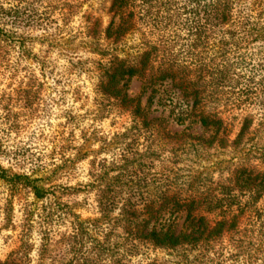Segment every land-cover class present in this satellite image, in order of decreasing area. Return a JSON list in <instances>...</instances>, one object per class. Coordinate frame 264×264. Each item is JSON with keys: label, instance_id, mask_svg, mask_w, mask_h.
Returning <instances> with one entry per match:
<instances>
[{"label": "trees", "instance_id": "trees-1", "mask_svg": "<svg viewBox=\"0 0 264 264\" xmlns=\"http://www.w3.org/2000/svg\"><path fill=\"white\" fill-rule=\"evenodd\" d=\"M13 1L22 2L0 4V35L15 40L11 30H21L19 46L30 56L28 42H49L53 34L48 21L33 15L35 1L48 0ZM107 14L99 31L96 22L85 27L92 53L104 58L101 38L117 44L135 35L137 43L126 57L110 55L99 64L98 94L131 117L128 129L106 145L144 144L149 162L161 150L167 158L208 148L229 155L214 162L217 179L200 186L174 185L162 174L133 178L144 166L142 153L136 164L133 155L91 159L85 185L59 189L65 196L92 195L93 217L85 219L75 204L60 203L37 185L39 179L0 166L6 185L48 202L41 206L34 264H131L144 246L181 252L173 264H208L225 246L239 253L243 241L264 242V0H109ZM132 78L140 82L136 97L128 95ZM157 103L167 118L150 116ZM168 118L182 129L170 134ZM80 151L70 160L85 159L88 152ZM16 253L0 264L30 263Z\"/></svg>", "mask_w": 264, "mask_h": 264}, {"label": "rangeland", "instance_id": "rangeland-1", "mask_svg": "<svg viewBox=\"0 0 264 264\" xmlns=\"http://www.w3.org/2000/svg\"><path fill=\"white\" fill-rule=\"evenodd\" d=\"M21 2L0 0L7 9ZM108 6L109 0L35 1L33 15L48 21L53 34L49 42H28L30 56H25L19 46L17 37L22 34L21 30H11L15 40L7 32L0 35V166L9 173H27L30 178L39 179L37 185L49 188L58 202L75 204L73 210L82 219L93 217L89 205L92 195L65 196L59 189L85 185L89 181L91 159L133 155L136 164L137 154L142 153L144 166L132 174L133 178L150 180L151 175L162 174L161 177L165 176L174 185L193 180L200 186L217 179L213 164L229 155L228 150L208 148L179 151L176 158H167L170 155L161 150L160 158L149 162L140 139L143 146L106 145L113 135L128 129L131 117L127 110L98 94L99 64H104L110 55L126 57L137 43L135 35L117 44L101 38L99 45L105 51L104 58L91 52L93 40L85 36V27L93 22L97 23L98 31L105 27L109 20ZM36 34L39 31L32 33ZM139 91V79L132 78L128 95L136 97ZM144 98L140 97L141 104ZM160 104L152 107L150 116L167 118V108ZM166 120L170 134L182 129L169 118ZM76 148H81L80 153L88 152L85 159L70 160ZM47 204L37 202L29 190L10 187L0 178V261L17 252L21 257L27 255L29 264H34L40 219L45 213L41 206L47 208ZM138 253L131 264L151 261L173 264L183 258L181 252L146 246L139 247ZM208 261V264H264V242L243 241L239 253L228 252L225 246L221 257L210 254Z\"/></svg>", "mask_w": 264, "mask_h": 264}]
</instances>
